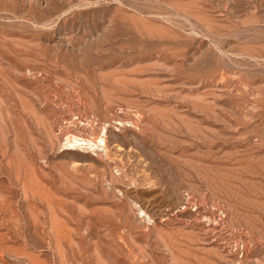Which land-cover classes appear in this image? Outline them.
<instances>
[{
	"label": "rangeland",
	"instance_id": "1",
	"mask_svg": "<svg viewBox=\"0 0 264 264\" xmlns=\"http://www.w3.org/2000/svg\"><path fill=\"white\" fill-rule=\"evenodd\" d=\"M0 264H264V0H0Z\"/></svg>",
	"mask_w": 264,
	"mask_h": 264
},
{
	"label": "bare ground",
	"instance_id": "2",
	"mask_svg": "<svg viewBox=\"0 0 264 264\" xmlns=\"http://www.w3.org/2000/svg\"><path fill=\"white\" fill-rule=\"evenodd\" d=\"M69 137V136H68ZM76 142H78V139H77V137H70V139L68 140V143L69 144H74V143H76ZM84 144V143H83Z\"/></svg>",
	"mask_w": 264,
	"mask_h": 264
}]
</instances>
